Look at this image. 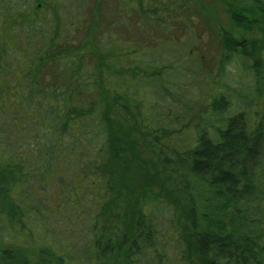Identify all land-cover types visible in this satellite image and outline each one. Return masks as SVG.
Segmentation results:
<instances>
[{"label":"trees","instance_id":"16d2710c","mask_svg":"<svg viewBox=\"0 0 264 264\" xmlns=\"http://www.w3.org/2000/svg\"><path fill=\"white\" fill-rule=\"evenodd\" d=\"M87 2L0 0V264H264V0L226 1L196 102L179 84L191 48L120 42L102 0L72 11Z\"/></svg>","mask_w":264,"mask_h":264},{"label":"rangeland","instance_id":"374dc122","mask_svg":"<svg viewBox=\"0 0 264 264\" xmlns=\"http://www.w3.org/2000/svg\"><path fill=\"white\" fill-rule=\"evenodd\" d=\"M226 1L244 4L248 7L259 4L254 2L256 0H102L100 4L101 26L104 28L115 22V25L113 24L115 37L120 42L125 41L124 43L127 45L132 39L138 41L135 42L137 45L149 43L151 40H162V38L170 42L180 39L184 46L192 49V55L187 56L184 53L186 56L183 58H188H185L183 63L187 62V66L190 67L186 69L189 75L182 76L179 84L182 89L186 90L184 93H190V97L196 102L197 99L205 100L207 98V94L211 90L209 88L214 83L213 77H219L217 74L219 68L216 62V56L221 54L218 33L220 27L232 28L229 13H227ZM122 2H128L131 8V14L126 17L128 18V25L126 26H123L120 20L117 21V18L121 16L120 6L117 5ZM35 3L40 5L36 1ZM92 6V0H88L82 9L79 10L74 7L72 11L77 14L81 13V16H84L83 20L86 21L90 16ZM115 6H117L118 12ZM143 8L147 11L142 13ZM132 11H134V14ZM139 14L140 16H138ZM157 17L162 18V20H156ZM163 25L165 26L163 27ZM84 36L85 30L82 29L77 31L72 38L76 43H82ZM4 40L7 44L9 43L6 32ZM165 43L167 44L162 48V55L165 54L164 60L166 62L165 58L169 57L170 53L167 49L169 44L166 41ZM259 46L258 54L262 51L263 43H259ZM227 70L229 74H232L231 78L234 75L235 77L240 75L246 83L250 84L252 82L250 73L245 74L238 70L235 63L230 64ZM171 105L177 107L178 103L172 100ZM160 110L167 112L166 107L158 109L159 112ZM254 110L259 112L257 117L264 121V92L259 97V102L256 103ZM171 112L173 113V110ZM192 115L194 116V114ZM193 116H191V119H193ZM134 163L132 161L125 169V173L133 182L138 181L141 174H143L138 164ZM134 191L133 197L142 195L140 185H136Z\"/></svg>","mask_w":264,"mask_h":264}]
</instances>
